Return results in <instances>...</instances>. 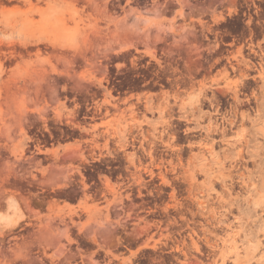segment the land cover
<instances>
[{
  "label": "rangeland",
  "instance_id": "1",
  "mask_svg": "<svg viewBox=\"0 0 264 264\" xmlns=\"http://www.w3.org/2000/svg\"><path fill=\"white\" fill-rule=\"evenodd\" d=\"M257 41L264 45V0H0V264H197L196 255L198 264H233L236 255L247 257L256 239L236 235L244 213L221 215L215 198L214 220L211 204H196L186 169L198 146L183 152V166L155 156L180 143L163 130L183 122L174 116L205 134L196 107L184 104L199 87L177 90L175 105L148 101L143 116L133 99L111 103L116 81L132 95L142 81L210 84L238 45ZM87 101L101 107L100 118L83 117ZM261 187L254 199L264 197ZM259 235L263 246L251 264H264L256 261L264 259Z\"/></svg>",
  "mask_w": 264,
  "mask_h": 264
},
{
  "label": "bare ground",
  "instance_id": "2",
  "mask_svg": "<svg viewBox=\"0 0 264 264\" xmlns=\"http://www.w3.org/2000/svg\"><path fill=\"white\" fill-rule=\"evenodd\" d=\"M258 9L260 10V8ZM257 42L258 44L250 43V45L247 43L248 46L243 43L238 45L236 51H232L233 54L230 53L231 56L229 55L227 63L217 69L214 75L212 74V83L207 84L205 79H201L196 97L184 103L186 105L192 103L193 107H196V120L201 126V132L205 131L204 135H202L203 133L197 134L199 136L198 140L190 142V151L195 146H198V151H196V157L194 152H191V155L189 154L190 165L186 169L187 177H189L191 185L194 186L193 189H196V194L193 192L196 195V204L202 209H206L211 204L210 200L217 198L221 208H224V214L222 213L221 215L225 217L227 214L233 213L234 208L239 209L240 212L244 213L245 216L243 218L246 217V220L241 221L240 229L243 231L239 230V232L242 231V234L236 233V235H244L246 239H256V244L252 246L250 254L243 259L236 255V258L232 260L233 264H243L244 262L251 264V260L255 258V253L263 246V238L260 237L259 233L263 231L264 236V227H262L264 226V219L259 209L264 212V197L262 199L260 197L254 199V195L261 192V186H264V45L259 41ZM206 119L208 120L207 124L202 125L201 121H206ZM197 131L200 132V130ZM175 139V136L172 135L171 140L175 141ZM176 145L168 142L166 146L173 149L174 152L172 153L176 154L181 163L183 148H176ZM213 159L214 162H212ZM195 160L200 161V163L195 164ZM250 164L253 165L254 169L250 168ZM181 165L183 166L184 164L181 163ZM168 170L166 171L169 172ZM175 170L176 166L173 165L171 171ZM183 172L185 171L183 170ZM198 175H203L205 177L204 180L198 182ZM179 176L183 177L181 174ZM217 184L223 188L222 192L215 190V185ZM237 187L244 189L246 194L240 196L239 191L236 192ZM211 191L216 192V195H212ZM240 198L243 203L240 202ZM201 208L198 207V209L202 210ZM215 208L212 207L211 210L213 216L210 214L213 219L217 217ZM246 209L250 210L249 214L245 212ZM235 218L238 221L240 217L234 216ZM218 222L228 228L232 225L231 222L222 221V218L218 219ZM258 227L261 229H258ZM205 236L207 237V235ZM193 245L195 244L193 243ZM208 249L210 250V247ZM217 250L219 249L217 248ZM217 250L215 251L217 252ZM238 250H230V253H237ZM207 251L206 253L212 251V249ZM196 252L201 254L205 252L202 251V247L197 241ZM193 255L191 257L194 258ZM209 255L211 253H208ZM201 260L203 261V257L201 259L200 256L196 255V263ZM256 261L264 262V259L260 258Z\"/></svg>",
  "mask_w": 264,
  "mask_h": 264
},
{
  "label": "flooded vegetation",
  "instance_id": "3",
  "mask_svg": "<svg viewBox=\"0 0 264 264\" xmlns=\"http://www.w3.org/2000/svg\"><path fill=\"white\" fill-rule=\"evenodd\" d=\"M231 45V43H229ZM192 85L199 87V79L196 78V80H189V79H181V80H170L166 79L163 82H158V81H142L139 84V87L141 88L140 91H135L132 95L131 91L128 89H122L121 85L119 84V81L112 82V86L115 87V91L118 93L117 95H114L115 99H118L117 103H111L112 107H116L118 103H124L127 102V100L133 99V105L136 109V112H138L141 116H143L146 113H149V108L147 106V102L150 100H154L157 102L161 99H167V101L171 102L170 100H175L171 102V105L177 104L176 101L178 99V95L176 94V91H184L186 88L191 87ZM149 88H155V89H148ZM168 87H173V89H170ZM144 88V89H143ZM147 88V89H146ZM129 92V94L125 95V93ZM152 93L153 96H150L149 94ZM101 94H104V91H101ZM143 94V95H142ZM165 96H164V95ZM103 99V98H99ZM73 100V99H71ZM129 107V106H125ZM104 109V112L110 109L109 107H102ZM173 110V109H170ZM101 107H97L96 105L93 104V102L87 101L84 104V111H83V117L87 119H93V118H100L101 113ZM179 111V109H177ZM177 120H181L183 122H178V121H171V123H168L169 126L164 128V133L169 134L170 136H175L176 140H183V142L178 143L176 147H181L183 148V152H187L190 149V142L191 141H196V139H190L189 137H196L197 133L196 129L191 130L190 127L187 125L189 122L188 119L180 117V116H174ZM146 124V123H145ZM173 128V131L171 134L168 133V130ZM147 129V128H144ZM162 130V132H163ZM139 135L138 138H135L138 142L143 141V134L141 132L135 133ZM176 134V135H175ZM141 137V138H140ZM186 149V150H185ZM170 150V151H169ZM175 150H177L175 148ZM170 152V153H169ZM174 152L172 148L167 147V148H160L159 152L155 155L158 161H163L162 165L165 163H168L169 160L172 159V157H177L176 154L172 153ZM173 154V155H171ZM169 156V157H168ZM142 158L148 162V160L152 158L150 154L145 152L142 155Z\"/></svg>",
  "mask_w": 264,
  "mask_h": 264
}]
</instances>
